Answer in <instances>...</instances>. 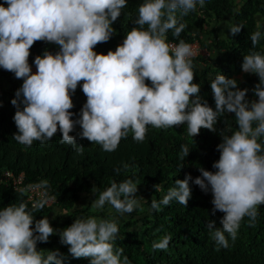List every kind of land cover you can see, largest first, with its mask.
Wrapping results in <instances>:
<instances>
[{
  "label": "clouds",
  "instance_id": "1",
  "mask_svg": "<svg viewBox=\"0 0 264 264\" xmlns=\"http://www.w3.org/2000/svg\"><path fill=\"white\" fill-rule=\"evenodd\" d=\"M128 0H2L0 2V68L23 81L11 104L17 143L31 146L34 141L46 143L59 131L61 143L71 145L78 155L84 146L70 135L76 126L80 139L96 144L105 152L115 151L121 140L143 143L148 128L167 130L186 125L187 135L194 138L201 129L217 132V123L234 114L236 130L227 120L217 145L219 159L212 165L216 171L199 168L200 176L190 174L175 180L163 198L151 200L150 210L161 211L173 200L187 207L192 195L190 181L207 193L211 190L216 211L224 213L222 228L215 221L206 225L219 247H229V237L237 239L241 223L255 227L259 207L264 205V51H256L264 37V25L256 21L250 33L251 50L243 55L242 71L256 74L259 82L251 92L258 99L249 100L248 88L241 89L235 78L218 74L210 82L215 108L201 96V86L194 82L193 45L180 39L186 24L184 16L205 7V0H143L138 6L134 26L122 43L106 54L95 51L115 33L113 24L127 7ZM177 13L181 19H178ZM234 37L243 25L227 23ZM171 30L178 43L170 44ZM36 42L58 47L55 53L45 49L34 58L35 72L29 63ZM78 86L86 97L79 118L71 110ZM226 132L227 134H224ZM190 149L182 144L179 159ZM138 182L126 179L112 181L92 202L93 209L110 205L123 216L143 211L137 195ZM45 189L32 204L42 210L48 203L49 182L36 185ZM157 192L160 184L154 185ZM25 191V189H21ZM93 192L97 188L93 186ZM67 215V214H65ZM25 203L0 208V264H63L56 251L37 249L55 234L47 216L35 220ZM119 233L115 219L97 216L78 217L59 233L61 243L70 246L75 258H91L90 264H130L123 248L114 241ZM227 233V237L225 235ZM172 237L163 235L152 243L153 250H167Z\"/></svg>",
  "mask_w": 264,
  "mask_h": 264
},
{
  "label": "trees",
  "instance_id": "2",
  "mask_svg": "<svg viewBox=\"0 0 264 264\" xmlns=\"http://www.w3.org/2000/svg\"><path fill=\"white\" fill-rule=\"evenodd\" d=\"M255 1L258 3V0ZM142 2L143 0H128L127 7L122 9L121 16L113 24L116 30L113 36H122L134 26L138 6ZM234 2L206 0L207 7L216 18L232 12ZM247 3L249 0H245L231 13L233 23L243 25L241 32L234 37L229 33L226 37L217 39V47L222 48L224 61L214 68L198 67L197 59L201 56L193 58L196 75L194 82L200 84L204 99L213 109L215 104L210 89L211 80L218 74L229 77L231 73L236 72L242 65L243 55L251 50L249 36L255 28L251 18L246 14L254 9ZM177 16L181 19L179 13ZM186 25L180 39L188 41L194 37L190 33V26ZM113 36L107 43L97 45L95 51L107 52V46L112 43ZM167 39L178 42L173 38L171 30L167 33ZM45 49L53 53L58 51L54 44L36 42L31 49L29 63ZM255 50L262 51L260 45ZM207 72H211L212 75L206 76ZM6 73L8 71L0 68V78L5 77ZM250 78L248 75L245 85L249 92L256 84V80L249 83ZM249 92L247 98L256 99L254 95L250 97ZM72 99L75 107L71 111L76 114L73 116L75 120L79 118L86 97L83 94ZM229 115L234 117V114ZM233 121L235 122V119ZM216 127L215 133L201 129L200 134L192 138L187 135L186 127L161 130L149 126L143 143L134 141L132 134L129 133L127 139L121 140L115 151L105 152L99 145L80 139L78 133L81 129L77 125L70 135L77 136V143L84 146L83 155H78L73 146L61 143L62 133L59 131L46 143L34 141L31 146L17 143L13 138L17 133L16 125L6 102L1 101L0 170L3 168L14 172L22 170L23 182L39 183L46 179L49 182L47 191L55 201L51 205H45L42 210H33L32 205L24 199L21 190H15L10 185L0 182V208L9 204L25 203L35 218L32 225L34 228L35 220L41 219L53 207L69 208L79 193L86 192L93 197L109 187L112 181L119 183L132 179L133 182H139L142 185L140 189L146 192L145 201L148 208L146 217L141 219V225L136 229L119 228L114 241L116 248H123V254L129 258L130 264H264V205L258 209L255 227H249L248 218L245 217L237 239L232 241L229 237L227 249L216 244L206 227L211 220L215 221L216 228H222L221 219L224 216L220 211L212 214L214 205L210 189L205 193L190 181L192 195L187 207L173 200L168 206L161 205V211L150 210L151 200L153 198L161 200L168 189L175 186V180L184 179L186 174H190L194 180L201 175L200 167L216 171L212 165L219 159L217 145L222 142L220 133L223 132V126L218 122ZM182 144L190 149L189 155L183 161L179 159ZM157 184L161 186L159 192L154 188ZM93 186L97 188L96 192L92 191ZM51 225L54 228L53 223ZM165 234L172 237L168 249L153 250L152 243ZM225 235L227 237L228 234ZM59 236L55 232L49 239ZM41 246L45 249L43 251L58 250L63 256V264H90L91 258L73 257L69 252L70 246L63 243L54 246L49 241L38 242L37 249L39 250Z\"/></svg>",
  "mask_w": 264,
  "mask_h": 264
},
{
  "label": "rangeland",
  "instance_id": "3",
  "mask_svg": "<svg viewBox=\"0 0 264 264\" xmlns=\"http://www.w3.org/2000/svg\"><path fill=\"white\" fill-rule=\"evenodd\" d=\"M234 6L232 7V12L244 3L245 0H232ZM249 7H252L254 10L246 14L247 17H250L253 22V28H255L256 21L260 20L261 24L264 25V2L258 0V3L255 0H249L247 3ZM232 12L223 14L221 17L216 18L213 16L209 8L207 7L205 0V7L199 8L197 6V11L195 13H190L187 17L183 18L182 22L190 26L191 35L196 38L202 46L208 49V53L201 56L197 59L198 67L207 66L210 68L216 67L218 64L224 61L222 48L217 47V39L221 37H226L230 30L226 27L227 23H233ZM264 31V28H262ZM127 33V32H126ZM126 33L122 36L114 35L112 43L107 46V49L115 50L116 46L121 44L125 38ZM260 47L264 51V37H262L260 42ZM100 53V52H99ZM106 54V52H103ZM206 76H211V72H207ZM248 75H250L249 83H253V80H256L255 83L259 82V78H256L255 74H246L242 71V65L238 68L236 72H233L229 75L230 78H235L238 81V86L243 89L245 88ZM23 81L16 79L14 74L11 72L6 73L5 77L0 78V102L5 101L6 106L9 112L12 115L16 111L15 107L11 104V100L15 97V93L18 88L21 87ZM201 96H203V91L201 89ZM83 95L81 87L78 86L73 97H78ZM250 97L253 96V93L249 92ZM256 99H258L256 97ZM235 117L225 116L222 118L219 123L223 126V131L227 125L223 122L224 120L228 121V124L231 125L233 130H236V123L233 121ZM182 127H186L182 125ZM224 134H227L224 132ZM139 183V182H138ZM140 183L138 185V197L141 196L144 199L141 200L143 206V211L140 209L134 210L131 214H124L121 216L116 213L110 205H105L103 209H93L91 207L92 202L98 197V194L90 197L89 193L81 192L78 195V198L72 203L69 208H59L53 207L47 213H45L41 218L47 216L50 223H53L54 230L58 234L63 231L66 227L74 223L75 219L78 217H88V216H97L98 218L104 219H115L118 223L119 228H130L136 229L137 226L142 224L141 219L146 217L147 203L145 201L146 192L140 189ZM210 194L211 190H210ZM67 214V215H65ZM49 242L54 246H59L61 243L60 236L57 238L49 239ZM39 250H45L43 246Z\"/></svg>",
  "mask_w": 264,
  "mask_h": 264
},
{
  "label": "built area",
  "instance_id": "4",
  "mask_svg": "<svg viewBox=\"0 0 264 264\" xmlns=\"http://www.w3.org/2000/svg\"><path fill=\"white\" fill-rule=\"evenodd\" d=\"M170 44L178 43L173 40H168ZM187 43L193 45L194 51L196 52V55L203 56L208 53V49L200 44V42L196 38H192ZM30 65L32 66L33 72H35V65L32 62H30ZM23 173L22 170H18L16 172L8 169L3 168L0 170V182L4 185H10L15 190H21L25 189L23 191L24 193V199L29 202L30 205H32L36 200L40 199L42 197V193L45 191V189H37L35 187H29L30 185H36L38 183H32V182H23ZM48 196V203L45 205H51L55 198L47 191Z\"/></svg>",
  "mask_w": 264,
  "mask_h": 264
}]
</instances>
